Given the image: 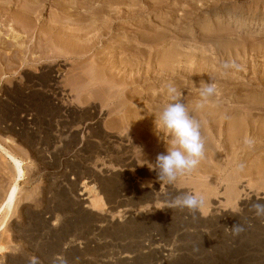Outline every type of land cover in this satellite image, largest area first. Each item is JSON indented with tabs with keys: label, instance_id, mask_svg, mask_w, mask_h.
I'll return each instance as SVG.
<instances>
[{
	"label": "rangeland",
	"instance_id": "obj_1",
	"mask_svg": "<svg viewBox=\"0 0 264 264\" xmlns=\"http://www.w3.org/2000/svg\"><path fill=\"white\" fill-rule=\"evenodd\" d=\"M57 1L40 3L33 29L21 32L20 63L0 73V205L18 186L0 219V264H264V218L250 208L264 202V136L252 147L207 138L199 170L173 184L153 168L168 142L155 128V97L169 84H215L212 97L235 107L264 100V0H137L115 35L73 16L58 23ZM8 28L3 69L15 65ZM141 31L152 41H139ZM68 38L86 47H66ZM10 154L22 159L21 176ZM183 192L203 194L200 211L170 207ZM236 223L245 230L233 236L226 227Z\"/></svg>",
	"mask_w": 264,
	"mask_h": 264
},
{
	"label": "bare ground",
	"instance_id": "obj_2",
	"mask_svg": "<svg viewBox=\"0 0 264 264\" xmlns=\"http://www.w3.org/2000/svg\"><path fill=\"white\" fill-rule=\"evenodd\" d=\"M102 0H59L57 1L58 4H56V13L58 15V21H60V19L65 18L67 19L68 17L73 18V24H79L80 27L87 29L90 27H98L97 30L101 31V35L103 34H113V30L116 29V24L122 19L123 17V21L130 23L132 22V14H133V10L132 7L133 5L136 4L137 0H105V2L107 1V4L105 6H99V3ZM194 1V0H193ZM44 2V0H0V57L3 55V51L1 50V47L5 46L7 41L3 38L4 36H1L3 33L2 32V28L4 29V27H9L8 28V33L7 36H10L12 39H10V41L13 42V44H11L12 47V55H13V62L15 63V65L11 66L10 68H2L0 66V73H4L8 71H12L14 67H16L19 61H21L20 59H22V52L23 49H21L20 45H23L22 43L24 42L23 38L24 35L21 33L23 31H25L24 33H28L29 34V29H33L32 25L34 23V20H36L37 18H35V12L37 11L36 9H38V7H40V3ZM56 2V3H57ZM166 2V1H165ZM53 3V2H52ZM55 3V2H54ZM97 3V4H96ZM163 3L162 0H158L155 1V5L159 7V5H161ZM175 3V2H174ZM173 3V4H174ZM182 3V2H181ZM188 3V2H187ZM105 4V3H104ZM152 4V3H151ZM188 4H192V0L189 1ZM102 5V4H101ZM118 5H123L125 6L126 10H123L124 12L121 13V9L119 10ZM163 5V4H162ZM42 6V4H41ZM193 6L194 8V12L198 9L197 7H195V5H190ZM20 7V8H18ZM44 7V6H43ZM82 7H85V10H81ZM156 8V7H155ZM207 8V7H206ZM80 9V11H78ZM124 9V8H123ZM190 9V8H189ZM192 9V11H193ZM42 11V10H41ZM53 11V10H52ZM51 11V12H52ZM191 11V10H190ZM121 13V14H120ZM37 14V13H36ZM63 15V16H59ZM37 17V16H36ZM39 17V16H38ZM55 17V16H54ZM53 18V17H52ZM68 18V19H69ZM57 19V18H56ZM52 20V19H51ZM37 21V20H36ZM35 21V22H36ZM56 21V20H55ZM67 21V20H66ZM98 21H102L103 23L101 24V27L99 28ZM64 22V21H63ZM68 22H70V20H68ZM70 22V23H71ZM60 23V22H58ZM61 24V23H60ZM99 24V25H100ZM129 24V25H130ZM127 25V24H126ZM56 26V25H55ZM54 26V27H55ZM52 27V26H51ZM53 27V28H54ZM57 27V26H56ZM120 28V26H118ZM128 27V26H127ZM124 27L126 29V33L130 34L129 31V27ZM150 27V25H149ZM77 28V27H76ZM81 28V29H82ZM30 29V30H31ZM56 29V32L59 31L57 28H54V30ZM79 29V28H78ZM121 29V28H120ZM83 30V29H82ZM89 32L93 29H87ZM118 30V29H117ZM116 30V31H117ZM35 31V30H34ZM70 31V30H69ZM84 31V30H83ZM146 31V30H145ZM51 32V30H50ZM60 32V31H59ZM57 32V33H59ZM79 32H82L81 30ZM96 32V33H97ZM115 32V31H114ZM149 32V31H148ZM5 33V32H4ZM49 32H46V34H48ZM54 33V32H53ZM86 33V32H85ZM124 33V34H126ZM32 34V33H31ZM60 34V33H59ZM57 34V36L59 35ZM76 34V32H75ZM84 34V33H82ZM98 34V33H97ZM54 35V34H53ZM64 35V34H63ZM68 35V34H67ZM71 35V34H70ZM68 35V36H70ZM81 35V34H78ZM85 35V34H84ZM88 35V34H87ZM93 35V34H92ZM115 35V34H113ZM119 35V34H118ZM132 35V34H130ZM52 37V32L51 35ZM57 36H54L57 38ZM76 37H78L77 35H75ZM97 36V35H95ZM105 36V35H104ZM122 36V35H121ZM6 37V36H5ZM28 37V35H27ZM62 37V36H61ZM61 37H58V40H62L60 39ZM66 37V36H65ZM86 37V36H85ZM126 37V36H125ZM155 37V36H154ZM55 38V39H56ZM134 38V35H133ZM139 41L143 42V41H152L151 37L145 35V33L143 34L141 31V35H139V37H136ZM157 35L155 37V39H157ZM77 40H82L83 41V36L76 38ZM114 39V38H113ZM136 39V40H137ZM161 39V38H160ZM8 40V39H7ZM56 40V41H58ZM65 42H67V39H64ZM69 40V38H68ZM86 40V39H84ZM88 40V39H87ZM90 41H92V39H89ZM158 40V39H157ZM70 41V42H69ZM67 43H64V45L66 47H73V48H82L83 46L86 47V45H81L79 42L80 41H74L72 39L69 40ZM89 41V42H90ZM105 41V40H104ZM11 42V43H12ZM64 42V41H63ZM62 42V43H63ZM111 42V41H110ZM10 43V42H9ZM46 43V42H45ZM61 43V44H62ZM48 44V43H47ZM55 46V45H54ZM82 46V47H81ZM84 47V48H85ZM178 48V47H177ZM67 49V48H66ZM86 49V48H85ZM74 50V49H73ZM7 51V50H6ZM61 51V50H60ZM138 51V50H137ZM8 52V51H7ZM127 54V53H126ZM140 54V53H139ZM204 54V53H203ZM5 56V55H4ZM63 56V55H62ZM6 58V57H5ZM2 59V57H1ZM125 60V59H124ZM173 61V60H172ZM104 62V61H103ZM123 62V61H122ZM120 62V64L122 63ZM128 62V61H127ZM5 63V62H4ZM20 63V62H19ZM143 64H141V67L145 66L147 67V61H143ZM17 64V65H16ZM123 64V63H122ZM129 64V63H127ZM126 64V65H127ZM188 64V63H187ZM9 65V64H8ZM136 65V64H135ZM211 66V65H210ZM8 67V66H7ZM142 67V68H143ZM159 67L161 68L159 71H161V74L164 76L165 75H171L173 73V71L171 72V70H169V68L167 69L166 66H164V64L160 63ZM171 67V66H170ZM145 68V67H144ZM179 68V67H178ZM208 68V67H207ZM147 69V68H145ZM144 69V70H145ZM174 69V68H173ZM172 69V70H173ZM185 69V67H184ZM204 69V68H203ZM177 71V69H175ZM174 70V72H175ZM179 70V69H178ZM181 70V69H180ZM213 70V69H212ZM216 70V69H215ZM140 71V70H139ZM147 71V70H145ZM149 71V70H148ZM144 72V71H143ZM129 73V71H128ZM146 73V72H145ZM148 73V72H147ZM160 73V72H159ZM166 73V74H165ZM197 73V72H196ZM143 74V73H142ZM214 75V74H213ZM91 76V75H90ZM128 76V75H127ZM130 76V75H129ZM143 76V75H142ZM147 76V75H145ZM200 76V74H199ZM110 77V76H109ZM186 77V76H185ZM203 83H207V82H212L214 80V76L210 75L208 76V74H206L205 76H200ZM47 77L44 76V78H41V82L46 84L48 83V80L46 79ZM128 78V77H127ZM33 79V78H32ZM95 79V78H94ZM133 80V79H132ZM101 81V80H100ZM201 81V82H202ZM127 82V81H126ZM137 82V81H136ZM218 83V82H217ZM89 84V83H88ZM108 84V83H107ZM110 84V83H109ZM182 84V82L180 83ZM180 84H173V86L176 87L179 96L177 97L180 102H183L187 107L188 110L190 112V114L197 120L200 122L201 128V136L204 142V147H206V142L208 141L207 138L213 139L214 141L218 140H222V141H227L228 144H230V142H234V143H239V145H242V142L245 143V139L246 138H253L256 137V135L259 137L264 136V100H261L260 97L259 98H255V100H253V105L252 106H245V107H235L236 105L232 106L230 104H223L222 102H218V98L214 99V97H209L208 98V102L205 104V106L203 108H197L196 104L197 102L201 99L200 95H199V90L193 89V87L190 89V87H187L186 89H182V85ZM96 85V84H93ZM102 85V84H101ZM112 85V84H111ZM129 85V84H128ZM164 85V84H163ZM184 86V85H183ZM84 87V86H83ZM185 87V86H184ZM120 90V89H119ZM223 91V90H222ZM164 92V91H163ZM231 92V91H230ZM241 92V91H240ZM236 93H232L233 94V99L235 98H239L241 97L242 94ZM116 94V93H115ZM123 94V93H122ZM139 94V93H138ZM223 97H228V95L224 93H222ZM140 95V94H139ZM110 97V96H109ZM258 97V95H257ZM118 98V97H116ZM130 99V98H129ZM113 100V99H112ZM156 100H160V101H165V103H169L171 102L172 98L168 95L167 92H165V94L162 95V93H159L157 97H155V101ZM154 103V105H156L157 108L163 107V103L162 102H158ZM232 102V101H231ZM153 105V104H152ZM250 105V104H249ZM55 106V105H54ZM242 106V105H241ZM56 110V109H55ZM58 110V109H57ZM147 112V111H146ZM122 116V115H121ZM10 118V117H9ZM129 119V118H128ZM154 119V118H153ZM147 120V119H146ZM4 121V120H3ZM2 121V122H3ZM153 123V122H152ZM2 124V123H1ZM114 127V126H113ZM152 127V126H151ZM141 132V131H140ZM102 134V133H101ZM108 134V133H107ZM147 134V133H146ZM149 135V134H148ZM71 137V136H70ZM207 139V141L205 142V140ZM153 141V140H152ZM211 142V140H210ZM209 142V144H210ZM208 143V142H207ZM218 143V142H217ZM211 147L213 146L214 142L211 143ZM233 144V143H232ZM215 145V144H214ZM227 144H225L226 147ZM235 145V144H234ZM90 147V146H89ZM210 147V145H209ZM215 147V146H214ZM217 147V146H216ZM211 149V148H210ZM213 149V148H212ZM206 150V149H205ZM215 151V149L213 150V152ZM217 151V150H216ZM228 151V150H226ZM258 151V150H257ZM216 153V152H214ZM212 153L213 155H216ZM211 154V155H212ZM11 157L13 158V160L16 162L17 164V168H18V174L19 176H21V172L22 169H20L21 166V161L22 159H19L18 157L14 156L13 154H10ZM208 157V156H206ZM213 157V156H212ZM204 159V158H203ZM211 162V161H210ZM205 163V161H204ZM201 162L199 164V166H201ZM206 164L208 165L209 163L206 162ZM205 164V165H206ZM214 164V163H213ZM204 165V164H203ZM204 165V166H205ZM206 167L207 168L210 167V165H212L211 163ZM259 165V164H258ZM198 167V166H197ZM196 167V169H198ZM213 167V165H212ZM262 167L263 164H262ZM216 168V167H215ZM194 169V170H196ZM240 169V168H239ZM199 170V169H198ZM197 170V171H198ZM205 170V169H204ZM91 175V174H90ZM258 175V174H257ZM17 176V179L18 177ZM228 181V180H227ZM231 184L233 185L232 181ZM231 185V186H232ZM233 188V187H232ZM234 189V188H233ZM157 192V191H156ZM86 193V192H85ZM152 193V191H151ZM18 194V186L15 185L13 187V189L11 190L10 194L6 195V197L4 198V201L2 203V205H0V219L1 222L5 223V218L7 216V213L10 209V207L12 206L15 198L17 197ZM83 194V193H82ZM233 194V193H231ZM114 195V194H113ZM146 195V194H144ZM148 195V194H147ZM153 196V194H152ZM232 196V195H231ZM234 197H236L235 195H233ZM232 196V197H233ZM141 197V196H140ZM233 197V198H234ZM88 198V197H87ZM86 198V199H87ZM124 200V199H123ZM122 201V199H121ZM125 201V200H124ZM6 202V203H5ZM127 202V201H126ZM82 203V202H81ZM131 203V202H130ZM5 216V217H3ZM50 217V216H49ZM2 226V224H1ZM0 226V227H1ZM80 247H82L80 245ZM5 246H1V249H5Z\"/></svg>",
	"mask_w": 264,
	"mask_h": 264
},
{
	"label": "clouds",
	"instance_id": "obj_3",
	"mask_svg": "<svg viewBox=\"0 0 264 264\" xmlns=\"http://www.w3.org/2000/svg\"><path fill=\"white\" fill-rule=\"evenodd\" d=\"M225 69L232 67L239 69L235 62H225ZM216 92V86L207 83L201 87L200 100L197 108H203L208 98ZM167 93L172 98L156 113L154 124L158 133L168 137L165 151L157 154L154 162V170L160 182L173 184L179 176L190 174L200 163L204 156V142L201 136V125L189 112L188 107L177 98L179 93L175 86L169 84ZM252 138H246L245 144L254 145ZM241 167H243L241 165ZM204 196L200 193L183 192L170 201V207L187 209L189 213L201 210ZM251 210L256 218H264V202L256 200L251 203ZM242 224L236 223L231 228L226 227L233 236H238L244 231Z\"/></svg>",
	"mask_w": 264,
	"mask_h": 264
}]
</instances>
